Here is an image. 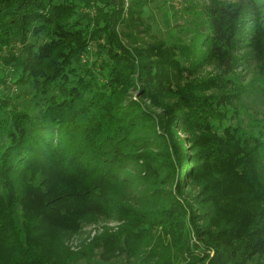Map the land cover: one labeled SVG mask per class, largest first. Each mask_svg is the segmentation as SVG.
Returning a JSON list of instances; mask_svg holds the SVG:
<instances>
[{
    "label": "trees",
    "instance_id": "obj_1",
    "mask_svg": "<svg viewBox=\"0 0 264 264\" xmlns=\"http://www.w3.org/2000/svg\"><path fill=\"white\" fill-rule=\"evenodd\" d=\"M155 1L0 0V264H264V0Z\"/></svg>",
    "mask_w": 264,
    "mask_h": 264
},
{
    "label": "rangeland",
    "instance_id": "obj_2",
    "mask_svg": "<svg viewBox=\"0 0 264 264\" xmlns=\"http://www.w3.org/2000/svg\"><path fill=\"white\" fill-rule=\"evenodd\" d=\"M209 0H156L150 4L151 15L147 19V23L152 26L154 34L160 39L168 40L169 42H175L178 39H183L186 36V30L189 27L187 22V14L183 15L182 9L186 7L191 8L192 11H196L203 5H206ZM224 2L234 0H222ZM183 15V16H182ZM240 69V68H238ZM240 71V70H239ZM216 71L211 66L203 67V75H213ZM245 80H249L256 73L253 72V68L250 66L249 70L245 74ZM243 104L246 110V114L241 116V127L244 130L250 131V121L252 119H260L264 112V98L259 96H249L243 100ZM185 166V163H184ZM183 166L178 170L179 174L183 173ZM103 222L99 223L98 227H101ZM109 226H113L112 224ZM98 228L88 226L83 228V235L80 232L78 236H73L67 241V245L72 249H77L81 240L87 237H93Z\"/></svg>",
    "mask_w": 264,
    "mask_h": 264
},
{
    "label": "built area",
    "instance_id": "obj_3",
    "mask_svg": "<svg viewBox=\"0 0 264 264\" xmlns=\"http://www.w3.org/2000/svg\"><path fill=\"white\" fill-rule=\"evenodd\" d=\"M123 2H124V4H125V6H127V4H128V0H123Z\"/></svg>",
    "mask_w": 264,
    "mask_h": 264
}]
</instances>
